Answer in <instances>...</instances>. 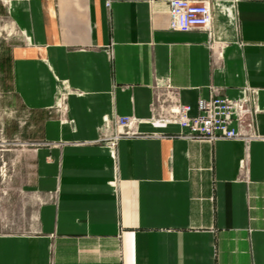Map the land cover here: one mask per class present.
<instances>
[{
	"label": "crops",
	"instance_id": "obj_1",
	"mask_svg": "<svg viewBox=\"0 0 264 264\" xmlns=\"http://www.w3.org/2000/svg\"><path fill=\"white\" fill-rule=\"evenodd\" d=\"M207 1L211 38L170 0H0V80L40 125L35 227L0 264H264V0ZM213 94L251 100V140L157 122Z\"/></svg>",
	"mask_w": 264,
	"mask_h": 264
},
{
	"label": "rangeland",
	"instance_id": "obj_2",
	"mask_svg": "<svg viewBox=\"0 0 264 264\" xmlns=\"http://www.w3.org/2000/svg\"><path fill=\"white\" fill-rule=\"evenodd\" d=\"M20 34L0 19L2 48L19 43ZM0 80V235L24 234L35 227L37 201L28 186L34 174L33 153L40 147V125Z\"/></svg>",
	"mask_w": 264,
	"mask_h": 264
},
{
	"label": "built area",
	"instance_id": "obj_3",
	"mask_svg": "<svg viewBox=\"0 0 264 264\" xmlns=\"http://www.w3.org/2000/svg\"><path fill=\"white\" fill-rule=\"evenodd\" d=\"M170 26L173 32L190 33L201 31L212 37V6L207 0H170ZM249 98L233 100L226 96L213 94L209 99H201L197 104V115L192 116L191 106L178 104L173 110L171 120L157 121L166 124L174 122L181 128V135L190 140H243L249 141L251 135L244 134L242 126L245 118L252 112ZM134 120L122 117L117 120L118 131L111 142H117L133 134L130 127Z\"/></svg>",
	"mask_w": 264,
	"mask_h": 264
}]
</instances>
